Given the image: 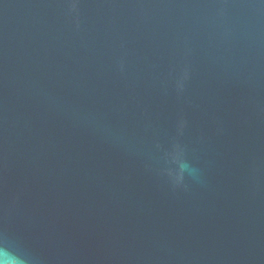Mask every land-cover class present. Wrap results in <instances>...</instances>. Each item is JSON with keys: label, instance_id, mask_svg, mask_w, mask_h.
<instances>
[{"label": "water", "instance_id": "obj_1", "mask_svg": "<svg viewBox=\"0 0 264 264\" xmlns=\"http://www.w3.org/2000/svg\"><path fill=\"white\" fill-rule=\"evenodd\" d=\"M0 237L29 264H264V0H0Z\"/></svg>", "mask_w": 264, "mask_h": 264}, {"label": "clouds", "instance_id": "obj_2", "mask_svg": "<svg viewBox=\"0 0 264 264\" xmlns=\"http://www.w3.org/2000/svg\"><path fill=\"white\" fill-rule=\"evenodd\" d=\"M178 161V169L175 173L170 172L175 182L184 180L185 175L195 177V169L191 168L182 158L181 153L177 152L173 157ZM0 264H29L28 258L18 250H15L3 237H0Z\"/></svg>", "mask_w": 264, "mask_h": 264}]
</instances>
